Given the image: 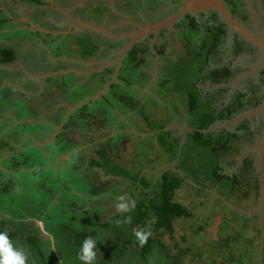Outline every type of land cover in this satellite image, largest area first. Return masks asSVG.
I'll use <instances>...</instances> for the list:
<instances>
[{"label":"rangeland","instance_id":"obj_1","mask_svg":"<svg viewBox=\"0 0 264 264\" xmlns=\"http://www.w3.org/2000/svg\"><path fill=\"white\" fill-rule=\"evenodd\" d=\"M66 1V14L76 3L84 2L86 7H75L74 13L79 12L82 18L89 19L90 15L92 19L103 20L106 26L103 21L98 23L103 24L111 34L120 33L125 24L130 28L133 24L146 26V23H160L172 15L171 9L164 7L161 0L129 1L126 6L120 0ZM234 2L237 4L239 1ZM263 2L252 0L254 15L264 32ZM7 17L10 15L6 14ZM47 24L53 27L52 23ZM16 26L11 20L0 24V31L4 30L0 32V62L4 61V49H8L13 56L7 64L0 63V150L5 146V151L12 148L8 153L14 152L8 156L3 155L4 151L0 152V232L7 235L13 233L11 242L17 250L26 254V264H83L79 259L83 243L80 245L73 242L74 234L86 239L90 235V238L97 241L96 264H264V225H258L256 220L257 201L253 194L257 181L255 172L246 174L249 182L238 185L240 189L234 193L235 197H231L234 194L225 196L226 193L221 189L216 191L217 187H212L208 178L216 162L214 154L218 149L206 148L202 142L210 137L221 140L222 134L214 132L216 134L213 135L209 131L195 133L203 125L202 109L188 111L187 95L192 84H184L181 73H185V68L190 73L192 66H198L197 60L192 58L200 48L195 38L186 40L187 32L177 27L173 31L163 32L157 41L151 42L152 39L148 38L145 44L152 43L149 50L151 54L146 51L147 45H133L140 49L139 55L141 52L146 53L149 60L146 66L137 67L139 73L145 70L148 75L145 73L144 77H133L130 82L118 81V88L126 90L137 102V107L132 109L128 102H123L128 108L125 111L116 106L117 96H114L115 101L110 89L105 94L108 101L99 98L108 89L103 84L102 89L105 91L100 95L98 93L102 89L96 91L102 75L92 80L75 72L56 73L40 81L33 77L37 69L46 71L55 64L51 60L52 53L62 57L82 58L85 51L81 42L91 40L95 45H103L106 42L104 38L96 37V33L90 31L87 38L83 34L56 36L60 37V41L54 43L53 40L58 39L46 37L44 32H14ZM36 34L45 37H36ZM82 37L85 39L82 40ZM96 55L105 58L109 52L99 50ZM248 64L247 72H250L255 63L251 61ZM66 66L76 67L75 64ZM78 67L80 71L84 68ZM207 70L203 73H207ZM232 82L215 87L203 85L204 95L211 101L210 105L220 109L223 104L230 102L236 95L233 85L242 91L255 83L257 85V82L248 79L241 84L237 79ZM262 93L264 85L256 89L255 95L260 97ZM61 100L74 106L80 105L71 113H66L67 109L64 111V108L56 104ZM84 101L90 104L85 112ZM227 106L221 109L225 110ZM139 107L149 115L151 126L163 120L175 130L182 127V130L174 133L178 139L182 135L177 152L172 137L148 133V125L137 112ZM93 110H98L94 119L96 122L88 117ZM65 118L68 123L71 122L70 131H63L64 136L59 140L55 135L64 125ZM114 122H122L121 127L129 130L124 137L127 142L113 154L115 162L131 172H143L148 182L160 180L163 169L176 171L183 178L182 186L175 191L173 200L186 206L192 217L176 219L172 233L165 232L156 237L166 246V250L154 249L155 256H141V249L134 236V233L141 231V226H133V210L135 204L146 195L142 191L134 192V187L126 178L113 176L104 167L95 166L93 173L87 171L90 162L88 158L97 161L102 158L96 152L97 146L89 150L84 148L88 144L82 131L90 132L96 141L104 140L109 135L104 136L96 130L103 126L109 127ZM228 127L232 128L230 130L237 128L235 123H230ZM132 131L140 135L130 133ZM135 137L137 142L133 141ZM161 139H164L163 143ZM80 143L85 144L83 146ZM117 143L113 142L115 145ZM235 154L237 152L229 154V159ZM169 157H175V160ZM250 159L252 163H257L258 153H252ZM176 161L178 166L174 169ZM196 186H203L199 188L202 190L199 191ZM246 191L247 194L242 196ZM120 197H124V201ZM232 198L239 200L248 209H254V216L244 214L241 208H233ZM120 202L131 205L130 210L126 213L118 211L116 205ZM204 213L206 215L203 217ZM117 214L119 217L114 216ZM218 216H221L222 221ZM128 217L131 221L125 223ZM215 222L220 223L217 234H213L210 226V223L215 225ZM102 223L107 229H104ZM150 226L147 221L146 228ZM210 227L211 234L207 230ZM29 233L37 240L35 244L27 240ZM162 255H165L164 259ZM43 259L44 263H41Z\"/></svg>","mask_w":264,"mask_h":264},{"label":"trees","instance_id":"obj_2","mask_svg":"<svg viewBox=\"0 0 264 264\" xmlns=\"http://www.w3.org/2000/svg\"><path fill=\"white\" fill-rule=\"evenodd\" d=\"M120 1H122V3H124L125 6L129 3V1L136 2V0H120ZM154 1H158V0H154ZM177 1H180L182 4L181 0H177ZM238 1L239 2L237 4L234 2V0L229 1L228 4L230 6L231 12L233 15H238L241 18V20L247 21L249 17V12L247 10L246 3L244 2V0H238ZM204 14L205 13L203 11L197 12L196 15L193 13H187L181 19H179V21L175 24V28L181 27L182 29H184L183 32L184 31L187 32V34L185 35L186 40H191L195 38L194 40H197L198 44L200 43L199 50H197L196 53L192 56L193 59L197 60L198 66H192L190 73L187 72V68H185L183 70L185 73H181L182 82L186 85H188L189 83L192 84L189 89L190 92L187 95L189 99L188 111L194 112L197 110L201 111L202 109L201 118H204L202 120L203 125L200 126L199 129L200 131L196 130L195 133L198 134L203 131L206 132L209 131V133L210 134L212 133L213 135H215L218 132L222 134L220 136L221 140L213 139L210 137L208 138V140L202 142L203 146H206V148L211 147L218 149L214 154V157L216 158V162L209 171L210 175L208 178L211 181L210 184L212 185V187H217L216 191H218V189L221 188L224 190L227 187L229 188V193L234 194L237 189L238 190L240 189L238 185H240L242 182L241 181V179L243 178L242 176L244 174L253 172L254 168L251 165L252 162L249 161L250 159L248 158L249 160L247 159L244 160V168H241L242 166H240L237 169L233 170L232 169L233 166L237 164L235 158H233L232 160H225L223 157L225 156V154L229 155L237 151V143L239 140V136L241 135L240 134L241 131H237L238 129L244 130L243 134L245 136H251L253 132L247 127L245 122H243L242 124L241 123L235 124L237 128L229 131L227 130V132H225L224 129H220V131H212V130L210 131L207 128L210 129L216 123L219 122L225 123L231 121L238 114H241L249 109L258 108L262 104V101L264 99V94L262 93L260 97H257L255 93H256V89L259 88L261 89L262 85H264V68H261L259 71L256 72L257 78L260 79V81L257 82V85L255 83L253 86L248 87L246 91H242L241 89L236 90L235 97L228 103V106L225 110L221 109L225 105L222 106L220 109L216 105L213 106L212 104L210 105V100L206 98V96L204 95L203 85L208 84L211 87V85L214 86L220 84H228L230 81L236 79L238 75H240L241 73L247 72L249 70V68L247 67L238 65L237 69H235L232 65H235L236 61L239 60L241 57H245V56L247 57L248 55L255 54L257 50L251 43H249L238 33H234L232 39L230 40L229 27L222 20L218 11L210 9L208 10V14L206 15V17H204ZM88 34L89 32H87V34L84 33L83 35L85 36V38H87L89 36ZM85 38L82 37V40ZM58 41L60 40L58 39ZM81 44L83 45L85 54L83 55L82 58L81 57H77V58L82 60H87L90 57L97 56L96 52L99 51L100 45H95L93 42H91V40L86 42H81ZM137 44L140 45L142 43H137ZM63 45L65 44L63 43ZM103 45L108 47L110 46L113 47V44L111 43H105V44L103 43ZM138 51H140V49H137V45L132 46L127 51L126 56L124 57L123 61L120 64L116 80L111 84H109L107 91L99 97V98H104L103 99L104 101H108V96H105V94L110 89L113 98H115L114 96H117V100L118 102H120V105H118V102H116V106L120 107L122 110L125 111L128 110V108L122 104L123 102H128L131 109L137 107V102L136 99L132 97V95H129L126 90L121 91L118 88L119 85L118 81L121 79L130 82L129 80L133 79V77L134 79L137 78V76L144 77L145 73L146 75H148L147 71L145 70L140 73L138 72L137 66L139 67H141L142 65L146 66L147 62L149 61L146 57V53L141 52L142 54L139 55ZM146 51H148V49ZM2 53L4 56V61L1 60L0 63L5 62L7 64L13 59V56L8 49H4ZM117 54L118 53H114V54L109 53L108 56L111 57V60H114ZM149 54H151L150 51ZM229 55L230 56L232 55L231 56L232 60L233 58L236 60L235 63L232 62L231 57H229ZM108 56L105 58H109ZM52 57L54 58L59 57V62H57L58 65H56L57 67H63V65L66 66L67 61L61 58L62 55L52 53ZM62 63H66V64H62ZM125 68H127V72L125 71ZM206 69H208L207 73L204 74L203 72ZM53 70L55 71V69L53 68L46 69L47 72ZM98 75H102L101 77L102 81L100 82L99 87L96 89V91L103 88L102 86L103 84L107 83V79L109 80L112 78V70L108 68L105 71L91 74L90 76L87 77V79L92 80L93 78H95V76ZM103 75H105V77H103ZM251 79L253 78L251 77ZM116 93L119 95H115ZM85 97H87L86 93H85ZM114 100L117 101L116 98ZM91 101L88 102L90 103ZM61 102L62 100L56 102V104L60 106ZM94 102H96V100H94ZM89 105L90 104L88 103L83 105L84 106L83 112L88 111ZM137 112L142 115L143 120H145L146 125H148L147 126L149 128L147 130L149 131L148 133L149 134L157 133L163 135L165 138L172 137L173 142H176L175 150L177 152L179 147V141H181L182 137H180V139H178V137H174L176 136L174 135L175 130L170 129L166 124V122L163 120L159 121L160 124L157 123L155 126H151V122H150L151 120L149 119V115L145 113L143 108L140 107L137 108ZM96 113H98V110H93V112L89 113L90 115L88 114V117H90V119L92 118V122L94 119H96ZM101 117L104 118L105 116L102 114ZM92 122L90 120V126H92L91 124ZM95 122L94 125L96 124ZM70 125L71 122L68 123L66 121L63 125V128L60 131H58L56 138L57 139L59 138L60 140L61 137L64 136L63 131L65 133L67 131H70ZM239 126L241 127L239 128ZM98 131H100L101 134H103L104 136L109 135L108 138L104 140L100 139L99 141H96L92 137V134L90 132L82 131L85 141L88 144L87 146L88 150L91 147L93 148L97 146L96 152L102 158L101 161L88 158L90 162L87 171L89 173L91 172L93 173L95 166L104 167L107 173L110 174L111 172L112 173L111 175L113 176H122L128 179L130 185H132V188L134 187L133 189L134 192L138 193V191H142L144 195H146L143 196V199L139 200V202L135 204L136 206L133 210V226L140 225L141 230L150 231L151 234H156V236L152 237L150 235L146 243H144L143 245L140 244L135 233L134 236L136 237V244L139 245L141 249L142 252L141 256L143 257H145L146 255L155 256L153 253L154 249H161V251L166 250V246L162 245L160 240L157 239L156 237L163 235L165 232L172 233L174 230L173 224L176 219L182 217L185 218L192 217V213L186 206L173 200L175 191L181 188L182 186L181 184L183 178L180 177L179 174L176 173V171L174 172L173 170L163 169L161 171L160 180L158 181L153 180L151 182H148L145 180V177L142 175L143 172H134V171L129 172V170L125 169L119 163L115 162V159L113 158L114 152L119 150L120 146H123V144L127 142V140H124V137H126L128 133L126 134L125 131L121 132L120 130L118 133L111 135L108 132V127L105 126L99 127V129H97L96 132ZM130 133H134V134L137 133L135 135H140V133L134 131ZM194 136L196 137L198 135L194 134ZM136 137L133 139V141L135 140L137 142L138 139ZM62 139L67 140L68 138H62ZM163 140L164 139H161L160 142L163 143ZM115 141L119 143H117L116 145L113 144V142ZM80 144L82 145L85 143H80ZM169 158L172 161L175 160V157H169ZM173 166L174 169L178 166L177 161L175 164H173ZM255 188L257 194L255 196L256 199L259 193L258 179L257 181H255ZM201 190L202 189H199V191ZM130 207L131 205L129 206V208ZM114 216L119 217L118 214ZM36 217H38L39 219L42 218L41 216H36ZM147 221H149L151 224L149 228H146ZM102 226H104V229H107V226L104 225V223H102ZM12 234L8 235L10 240L12 238ZM74 236L75 238H73V242L78 243L80 245L86 239L81 236H78L77 234H74L73 237ZM87 236H89L90 238V235ZM27 240L34 244L37 242V240L33 237L31 233L28 234ZM162 257L164 259L165 255H162ZM43 261L44 259L41 261V263H44ZM166 263H168V261H166Z\"/></svg>","mask_w":264,"mask_h":264},{"label":"flooded vegetation","instance_id":"obj_3","mask_svg":"<svg viewBox=\"0 0 264 264\" xmlns=\"http://www.w3.org/2000/svg\"><path fill=\"white\" fill-rule=\"evenodd\" d=\"M92 1L94 2L95 0H90V2H92ZM115 1H119V0H115ZM161 1L163 3L164 7L168 6V8L171 9V11H172L171 14L172 15L176 11H178L181 8V6H182L181 2L177 1V0H161ZM229 1L230 0H223V2L229 8L230 13L232 14L230 6L228 4ZM244 2L246 3V7H247V10L249 12V17H248L249 20H247V22H244L245 20L244 21L241 20V18L238 15H233L232 14V16L238 22H240L247 30H249L252 34H254L257 38H261L264 41V32H263V30H262V28L260 26V23H259V21L257 19V16L254 15V13H255L254 10L255 9H254V7L252 5V0H244ZM66 3H67V1L65 2V0H0V24L3 23V22L11 20L17 25L15 27V29H13L14 32H16V31L44 32L46 37H51L52 39L55 38L56 36L64 37L65 35H68V34H76V35L77 34H84V33L87 34V32L90 33V31H94L96 33V37L97 36H99V37L101 36L102 38H104V41H106L105 43L113 44V47L112 46L108 47V46H105V45H100L99 50L106 51V52L113 53V54L114 53H118V54H117V56H116V58L114 60H111L110 56H108L109 58H101L99 56H93V57H90L87 60H82V59H79L77 57H61L63 60L67 61V64H75L77 68L75 66H72V67H68V66L67 67L66 66L65 67H57L56 65H58V64H56V63L59 62V57L54 58V57H52V54H51V60H52V62L55 63L54 65H51V68L55 69V71L53 70V71H48L47 72V71H40V69H37L34 72V74H33V77L37 81L47 79L50 76H53L56 73L58 74L60 72H65V73H67V72H75L78 75L83 74L86 77H88L91 74L105 71L108 68H110L112 70V78L110 79V81H112V79L114 78L113 77L114 74L117 75L118 70H119L118 68L120 67L121 62L124 59V58H122V60L120 61L119 65L117 66V63H115V62H116L118 56L120 55V52L122 51V49L127 45L128 42L132 41L135 38L136 34L142 33L143 31L146 30L147 27L156 24V23H154V24H147L146 23V26H139L137 24H133V25L130 24V25H132L131 28L127 27V25L125 24V25H122L123 27L121 29L119 27V29L121 30L120 33L111 34L109 32V30L105 29L106 27H103V24H104L103 20H99L98 21L97 19H94V18L92 19V17H90V15H88L89 19L82 18L83 15L79 14V12L74 13V8L75 7H77V8L86 7V6L83 5L84 2L80 3V4L76 3L75 6L73 8H71V11L69 12V14L65 13L64 6L66 5ZM6 8H7V10H6ZM8 9H10L11 12ZM68 9H70V8H68ZM12 11L14 13H12ZM203 12L205 13L204 17H206V15L208 14V10H205ZM6 14L10 15V17L5 18ZM194 14L196 15V13H194ZM178 21L174 22L171 26H169L167 28H164V29H161V30H158L156 32H147L144 36H142L141 38L136 40V42L134 44H137V43L145 44V42L148 40V38L152 39L151 42L157 41L159 39V37L163 34V32H165L166 30L167 31H169V30L173 31L175 29V24ZM48 22L52 23L53 27H49L48 24H47ZM98 22H102L103 24H100ZM82 23L83 24H85V23H93L97 28H100L101 31L92 30V29H90L88 27H85V26L81 25ZM104 26H106V25L104 24ZM114 28H116V26ZM127 29H130V30H127ZM112 30H114V29H112ZM3 31L4 30H2L0 32H3ZM66 31H69V32L66 33ZM234 33H236V32L235 31H231L230 28H229V39L230 40L232 39ZM47 35H49V36H47ZM40 36L41 37H45L43 34L42 35L36 34V37H40ZM58 38H60V37H56V39H58ZM39 40H42V39H39ZM53 42L54 43L58 42V40H55V41L53 40ZM249 43H251V42H249ZM151 44L149 42H148V44H145V45H147L146 50L147 49H148V51L150 50V45ZM252 45L257 50L255 54L248 55L247 57L246 56L245 57H241L237 61L234 58L232 60V57H231L232 55L231 56L229 55V57H231L232 62L235 63V61H236V63H237V64L235 63V65H232L235 69H237L238 65H242L243 67L249 68L248 67L249 66L248 63H250L252 61V59H253V61L255 63V64H253V68L251 67L250 72H243L240 75H238V77L236 79L239 81L240 84L245 79H248V81H254V82H259L260 81V79L257 78V76H256V72L259 71L261 68H264V61L262 62L263 55H262L261 50L257 46H255L254 44H252ZM44 49H48V48H44ZM97 58H99V60ZM261 62H262V64H261ZM78 66H83L84 67V68H82V71H80V67H78ZM251 77L253 79H251ZM114 79L116 80V78H114ZM115 80H113L112 82H114ZM232 81H230L228 84H225V85H229V84L233 83ZM221 85H224V84H220L219 86H221ZM215 86H218V85H214V87ZM233 89L238 90L239 88H237L236 85H233ZM210 103H211V101H210ZM228 103H226V104H228ZM226 104H223V106L226 105ZM263 105H264V99L262 101V104L258 108H261ZM59 107L64 108V111H65V109H67L66 113L68 111H70V113H71L72 111H74L75 109L78 108V106L76 108H74L75 107L74 105H70L68 102L63 101V100H62L61 105ZM256 109L257 108L246 110L243 113L238 114L234 119H236L237 117H240L243 114H246L249 111H254ZM70 113L66 117H68L70 115ZM64 115H65V112H64ZM65 122H66V118L64 120V123ZM228 122H230V121H228ZM243 122H245L247 127L253 133H252L251 136H245L243 134L244 130H242V129L241 130L240 129L237 130V131H241V133H240L241 135L239 136V140H238V143H237V151H236L237 154H235V156L233 157L237 161V164L234 165L232 169L235 170V169H237L240 166H242L241 168H244V160L245 159L249 160L250 159V155L252 153H254V152L258 153V162L257 163H251V165L254 168L253 172H255V177L259 181V193H258V197L256 198V201H257L256 202L257 203V205H256V209H257L256 214L258 215L256 220L258 222V225H264V204H263V206H261V208H260V205H259L260 201H261V179H260V167H259V148L261 146V141H262V138L264 136V109L262 111H260L259 113H255V114L246 116L245 118L241 119L237 123H241L242 124ZM121 123H119V122L118 123H116V122L112 123L108 127V132L111 135H114L115 133H118L120 130H121V132L125 131V133H128L129 130H127L126 128L120 127ZM226 123L227 122H225V123L224 122L216 123L213 127H211L212 129H209V130L210 131L211 130L212 131H215V130L216 131H220V129H224V131L227 132V130L229 131L232 128H229L228 127L229 125H227ZM237 123H235V124H237ZM56 127H57V125H56ZM62 127H63V125L57 131H60L62 129ZM168 127L170 129H174L175 130V128L173 126H168ZM240 127L241 126H239V128ZM178 129L179 130H175V132L180 131V129L182 130V127L180 128V126H179ZM183 131L186 132L187 130L183 129ZM55 134H57V132H55ZM50 136H52V134L49 135V138H50ZM181 136H179V137H181ZM55 137H56V135H55ZM174 137H178V136H174ZM5 145H7V144H5ZM86 147L87 146H84V148H86ZM84 148H82V149H84ZM11 149L12 148H9L7 151H5V146H3V147H1L0 152L4 151L5 153L3 152V155L4 156H8V154L14 153V152L8 153V151L11 150ZM262 154H263V156H262V165H263V173H264V146H263ZM223 158L225 160H232L233 159V158L229 159L230 157L227 154H225V156ZM249 161H251V159ZM232 169H231V171H232ZM256 169H257L258 173L256 172ZM246 176H247L246 174H244L242 176L243 177L241 179L242 182H249V180L246 179ZM197 187L200 188L199 186H197ZM204 190L209 191L210 189L204 188ZM221 190H223V189L221 188ZM254 190H255V192L253 194H254V196H256L257 195L256 194V188ZM223 191H224V193H226L225 196H228V195L231 196V193H229V188L226 187V189H224ZM236 191H238V189ZM246 194H247V191L242 196H245ZM221 197H224V195L221 194ZM231 197H235V194L232 195ZM224 199H225V197H224ZM232 199H233V206H234L233 208H235V207L237 209L241 208L243 210L242 212L244 214H249V217H250V214H252L254 216V211H255L254 209L253 210L252 209H248L247 207L241 205L239 200L236 201L235 198H232ZM208 211H209V209H208ZM209 212H211V211H209ZM206 213H204L202 216L204 217L206 215ZM218 218H220L219 220L222 221L221 216H218ZM210 226H212L213 234H217L220 231V229H219L220 228V223L216 224V222H215V225L210 223ZM207 230L210 233L211 227L208 228Z\"/></svg>","mask_w":264,"mask_h":264},{"label":"water","instance_id":"obj_4","mask_svg":"<svg viewBox=\"0 0 264 264\" xmlns=\"http://www.w3.org/2000/svg\"><path fill=\"white\" fill-rule=\"evenodd\" d=\"M181 1H182L181 8L177 12H175L171 17H169L168 19H166L160 23H156L152 26L147 27L145 31H143L142 33L136 34L135 38L132 41L127 43V45L120 52V55L118 56V58L115 62V63H117V66L119 65L123 56L126 54L127 50L136 42V40H138L139 38L144 36L147 32H156L158 30L167 28V27L171 26L174 22L181 19L187 13H193L194 14V13H197L200 11H205V10H210V9H213V10H216L219 12L222 20L228 25V27L230 28L231 31H235L240 36H242L243 38H245L246 40H248L249 42H251L252 44L257 46L261 50L262 55H263L262 62L264 61V41L261 38H257L254 34H252L249 30H247L240 22H238L232 16L229 8L223 2V0H181ZM81 25L88 27L92 30L101 31L100 28H97L92 23H85V24L82 23ZM262 62H261V64H262ZM113 77L116 78V74H114ZM113 80H115V79H112V81ZM112 81H109L105 84V86H104L105 89L109 86V84L112 83ZM105 89H102V91H100V93H98V95L103 93L105 91ZM93 98H96V97H93ZM85 102L86 101H84L82 103L84 104ZM79 105L80 104L76 105L74 108H76ZM263 109H264V105L261 108H257L254 111H249L246 114H243L240 117H237L236 119H233L232 121L227 122L226 124L229 125L230 123H236L248 115L259 113ZM263 146H264V136L262 138L261 146L259 148V167H260V179H261V201L259 204L260 207L264 204V173H263V165H262Z\"/></svg>","mask_w":264,"mask_h":264},{"label":"clouds","instance_id":"obj_5","mask_svg":"<svg viewBox=\"0 0 264 264\" xmlns=\"http://www.w3.org/2000/svg\"><path fill=\"white\" fill-rule=\"evenodd\" d=\"M212 129V128H210ZM124 201V197L119 198ZM134 206V204H133ZM116 208L120 212H127L130 210L129 204L120 202L116 205ZM131 218L128 217L125 223H129ZM141 245L146 243L148 237L151 235L150 231H137L135 233ZM97 241L92 238H87L82 244L79 259L83 264H96L97 259ZM27 256L24 252L17 250L12 244L9 236L0 232V264H26Z\"/></svg>","mask_w":264,"mask_h":264}]
</instances>
